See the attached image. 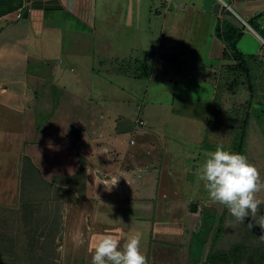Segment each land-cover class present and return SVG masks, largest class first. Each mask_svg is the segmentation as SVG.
I'll list each match as a JSON object with an SVG mask.
<instances>
[{
  "label": "crops",
  "instance_id": "0c3cea01",
  "mask_svg": "<svg viewBox=\"0 0 264 264\" xmlns=\"http://www.w3.org/2000/svg\"><path fill=\"white\" fill-rule=\"evenodd\" d=\"M99 4V0H0V118L11 128L18 125L17 130L7 125L6 134H18L22 151L26 152L25 157L22 154L23 161L33 167V163L42 164L51 180L56 182L59 189L56 198L64 214L57 249L61 251V246L64 247L66 264H91L99 234L116 235L121 244L130 234L142 236V231L153 224L157 202L169 199L159 188L157 170L136 177L124 168L125 159L135 164L140 161V152L150 155V150L156 148L155 139L144 141L142 151L132 150L136 142L130 141L126 149L122 144L119 146L117 136L108 135L106 119L112 110L99 104L106 96L102 92L97 94L98 99L94 98V80L87 74L83 77L82 72L77 74V69L84 68L94 72L93 39L97 30L104 32V24H109L112 30L125 27L120 23L122 18H109L102 13L98 16ZM217 4L221 6L215 13ZM133 5L137 11L140 6L146 7V16L134 13L127 22L133 23L136 31L141 21L149 23L146 38L158 36V61L153 58L152 64L148 58L134 62L118 57L117 61L122 62H116L119 68L132 62L148 66L152 71L146 80L160 82H165L171 71H179L181 76L183 70L196 69L199 71L197 79L215 88L210 124L226 125L222 119L228 117L229 127L245 134L242 148L251 143L263 146L264 0H133ZM28 7V17L18 20L17 13L22 9L25 13ZM232 42H236L238 51L244 56L245 69L249 71L241 78H237L240 74L232 72L236 61L232 57L224 58ZM130 46L147 57L151 55L141 42H133ZM86 58L92 63L88 67L83 62ZM119 74L123 78L126 76ZM226 84L230 102L235 105L227 115H221L213 106ZM19 148L16 157H21ZM44 153L49 158L44 159ZM13 158L6 167L0 165V175L6 173L0 181L5 182L7 188L0 196V206H5L16 192L23 196ZM113 180L118 181L116 185ZM162 194L163 199L159 198ZM194 201L199 200L185 204L196 214L200 204ZM194 204L196 212L192 211ZM260 205L264 206V202ZM217 206L218 203H214L205 208L208 209L206 214ZM171 208L176 207L172 204ZM10 210L0 209V225L12 222L10 217H3ZM149 215L151 219L147 222ZM29 220L30 224L34 223L33 219ZM31 240V248L26 253L20 252L19 257H10V260L18 259L27 264L35 261L33 255L42 253L43 248L35 243V237ZM145 242L146 259H150L147 258L150 244ZM0 244H7V241L0 237ZM208 245L209 242L201 253L202 259H207L210 253ZM18 246L25 250L23 242Z\"/></svg>",
  "mask_w": 264,
  "mask_h": 264
},
{
  "label": "rangeland",
  "instance_id": "374dc122",
  "mask_svg": "<svg viewBox=\"0 0 264 264\" xmlns=\"http://www.w3.org/2000/svg\"><path fill=\"white\" fill-rule=\"evenodd\" d=\"M99 3L98 16L102 13L109 18H122L123 21L121 19L120 23L125 27L123 30L120 28L112 30L113 27L104 24V29L102 28L104 32H100L96 27L97 35L93 39V64L89 58L83 61L86 62L85 67L92 64L95 68L94 72L86 71L87 68L76 71L77 74L82 72L83 77L87 74V77L94 80V98L98 99L97 94L102 92L106 96L103 103L97 102L112 110L106 119L109 127L108 135L109 133L116 135L119 146L122 144L121 147L126 149L130 141H134L136 145L131 147L132 150L142 151L144 141L149 139L156 141V148L150 150V155L139 153L138 163L133 164L127 159L124 161L125 172L136 177L157 170L160 179L159 188L163 189L162 193L165 195L166 192L169 198L157 202L158 209H155L153 224L142 231L141 247L145 257V241L150 244V255L147 258H151L146 259L147 264H204L206 258L197 261L194 258L196 255L192 257V251L194 255L198 247L193 250L191 248L194 235L201 231L208 214L216 223L209 236L208 245V248L211 247L210 252L213 251V256H219L227 251L229 254L234 253L238 264H264V238H261L264 236V228L256 224L251 217L245 218L243 223L236 221L227 207L220 204L211 213L206 214L208 209L205 208L214 203L208 199L203 182L199 180L200 168L206 154L215 151L217 145H223L225 150L245 155L256 167L260 182L264 184V145L251 143L242 148V144L239 148L238 143L242 134L234 132L229 127L228 117L224 116L222 119L226 125L210 124L215 88L197 79L199 71L196 69L183 70L180 72L181 76L178 74L179 71H171L165 82L140 78L141 66L133 62L120 69L118 63L122 62L117 61L118 57L121 60L133 59L134 62L136 59L145 61L148 58L152 64L153 58H156L157 62L159 53L156 49L159 39L158 36L146 38L149 32L147 21L138 23L140 29L137 31L133 23L127 22L134 13L139 12L141 17L146 16V7L140 6L137 11L133 0H99ZM136 41L141 42L145 50L151 52L149 57L130 46ZM119 73L126 76L123 78ZM224 87L221 97L218 95L220 99L217 111L215 110L221 115L222 113L227 115L235 105L230 102L228 84ZM140 120L145 123L143 127L138 125ZM7 125L8 123L0 118V165L6 167L11 157H14L13 168L15 173L19 174L18 180L21 183L23 196L16 192L14 197L4 203L5 206H0V209H12L8 214H3V217H10L12 222L0 225V237L7 241V244H0V254L7 255H0V264H27L18 262V259L10 260V257L17 258L18 253L24 251L26 253L27 249L31 248L32 237H35V243L43 248V252L33 255L35 261H29V264H66L63 256L64 247L61 246V251L57 249V238L62 233L64 220V214L57 202L58 197L56 198L59 189L42 164L36 162L33 163V167L27 161H23L26 152L22 151L23 145L19 142L18 134H6L7 129L17 130L18 125L15 124L12 128L10 125L8 128ZM18 146L21 147L19 148L21 157H16ZM262 147L263 149H259ZM43 157L47 159L48 155L44 153ZM112 158L115 159L116 156ZM109 169L111 170L110 167ZM5 175L6 173L0 177L4 178ZM4 185L5 182L0 183V196L7 189ZM163 194L159 198L163 199ZM256 195L257 199L264 202L262 190ZM31 200L33 203L29 204ZM192 200H199L193 202L200 204L196 214L191 213L189 204H185L191 203ZM172 204L179 209H172ZM261 215H264L262 205L255 217L257 222ZM147 217L146 221L151 219L150 215ZM30 218L34 223L30 224ZM145 218L143 217V221ZM249 223L253 225L251 229L247 227ZM218 229L221 233L216 238ZM21 242L25 250L22 246H18ZM231 262L235 261L232 259Z\"/></svg>",
  "mask_w": 264,
  "mask_h": 264
},
{
  "label": "clouds",
  "instance_id": "9594fccd",
  "mask_svg": "<svg viewBox=\"0 0 264 264\" xmlns=\"http://www.w3.org/2000/svg\"><path fill=\"white\" fill-rule=\"evenodd\" d=\"M199 180L203 182L208 199L227 207L236 221L243 223L245 218L251 217L256 224L264 228V215L260 216L258 222L255 219L262 203L256 194L264 189V184L260 182L256 167L245 155L217 145L215 151L206 154L200 168ZM117 182L112 181L114 185ZM247 227L251 229L253 225L249 223ZM140 246L139 233L128 235L123 244L116 235L99 234L96 237L91 264H147Z\"/></svg>",
  "mask_w": 264,
  "mask_h": 264
},
{
  "label": "trees",
  "instance_id": "16d2710c",
  "mask_svg": "<svg viewBox=\"0 0 264 264\" xmlns=\"http://www.w3.org/2000/svg\"><path fill=\"white\" fill-rule=\"evenodd\" d=\"M230 45L228 46V50H226L224 52V58H229L232 57L234 59V61H236L237 65L236 68L233 69V73L234 74H240L238 75L237 78H241L244 77L245 73H248L249 71L247 69H245V59L244 56L238 51L237 47H236V42H232L229 43ZM231 51V53H230ZM142 70V73L140 75V78L142 79H149L150 75H151V68L148 66H143L140 68ZM219 97H216V100L214 101V106H213V110L217 111L218 108V102H219ZM242 108L244 109L245 106H242ZM242 108H239L240 110ZM213 117V115H212ZM238 120H240V118L238 117ZM75 136H79V134L77 132H74ZM245 138V134H242V138L240 139L239 143H238V147L239 145L241 146L243 144ZM209 215V214H208ZM206 216L205 218V223L201 229V231L199 233H197L196 235H194V240H193V247L191 248L192 250L197 246L198 250L197 252H194V254L196 255L197 261H200L201 259V253L204 250V248L207 246L208 242H209V236L211 235V233L213 232L214 228V219L209 218V216ZM219 231H217L215 237L218 238L219 234L221 233V230L218 229ZM193 253V251H192ZM232 254H229L227 251L222 252L221 254H219V256H213V251L209 253L207 260L204 264H238V262H236L235 257ZM231 255V256H230ZM223 257V259H222ZM232 257V258H231ZM234 260L235 262H231V260ZM220 261V262H219Z\"/></svg>",
  "mask_w": 264,
  "mask_h": 264
},
{
  "label": "built area",
  "instance_id": "2783aa9c",
  "mask_svg": "<svg viewBox=\"0 0 264 264\" xmlns=\"http://www.w3.org/2000/svg\"><path fill=\"white\" fill-rule=\"evenodd\" d=\"M27 10H29V7L27 8ZM16 18H17L18 20H21V19L24 18V9L20 10V11L17 13ZM139 125H140V126H144V125H145L144 121H140V122H139ZM131 143L134 144V141H131Z\"/></svg>",
  "mask_w": 264,
  "mask_h": 264
},
{
  "label": "water",
  "instance_id": "95a60500",
  "mask_svg": "<svg viewBox=\"0 0 264 264\" xmlns=\"http://www.w3.org/2000/svg\"><path fill=\"white\" fill-rule=\"evenodd\" d=\"M220 6H221L220 4H217L215 6V9H214L215 13H218L219 12ZM28 13H29V11L26 10V12L24 13V18H27L28 17ZM192 211H194V212L197 211L196 204L192 205Z\"/></svg>",
  "mask_w": 264,
  "mask_h": 264
}]
</instances>
